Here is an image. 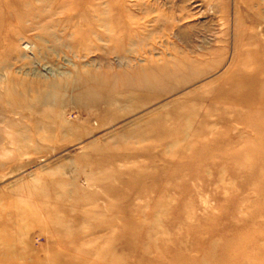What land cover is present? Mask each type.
<instances>
[{"label":"rangeland","instance_id":"1","mask_svg":"<svg viewBox=\"0 0 264 264\" xmlns=\"http://www.w3.org/2000/svg\"><path fill=\"white\" fill-rule=\"evenodd\" d=\"M177 261L264 264V0H0V264Z\"/></svg>","mask_w":264,"mask_h":264},{"label":"bare ground","instance_id":"2","mask_svg":"<svg viewBox=\"0 0 264 264\" xmlns=\"http://www.w3.org/2000/svg\"><path fill=\"white\" fill-rule=\"evenodd\" d=\"M52 71V70H51ZM256 73H259V71L258 72H256ZM238 239H240V238H238ZM238 244H241V240L238 242ZM186 253H185V251L182 253L180 250H177V251H175L174 252V250H173V256L175 257L176 256V258H179V260L182 258L184 261H182V262H187V261H185L186 259H184V257L186 256L185 255ZM181 261V260H180ZM180 261H177V263L178 264H182Z\"/></svg>","mask_w":264,"mask_h":264}]
</instances>
